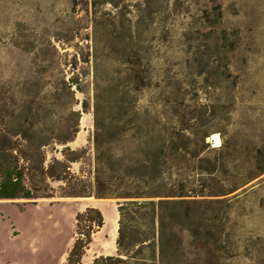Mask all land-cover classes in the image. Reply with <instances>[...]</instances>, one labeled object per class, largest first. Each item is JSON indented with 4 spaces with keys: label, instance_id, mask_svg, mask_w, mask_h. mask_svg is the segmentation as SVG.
Wrapping results in <instances>:
<instances>
[{
    "label": "rangeland",
    "instance_id": "rangeland-1",
    "mask_svg": "<svg viewBox=\"0 0 264 264\" xmlns=\"http://www.w3.org/2000/svg\"><path fill=\"white\" fill-rule=\"evenodd\" d=\"M95 114L104 158L137 148L106 143L121 129L168 132L167 162L184 164L172 168L173 178L201 164L212 172L206 193L231 190L206 196L221 200L204 215L214 236L202 228L196 235L193 225L192 236L184 233L190 261L264 264V0H0V129L54 137L41 148L47 161L74 159L70 170L90 179ZM181 129L207 134L214 150L178 137ZM39 141L19 144L36 159ZM161 142L147 146L159 151ZM50 185L51 197L0 200V264H66L75 214L88 206L99 209L103 225L80 264L115 254L122 199L67 197L63 183ZM216 238L225 248L197 256L196 240Z\"/></svg>",
    "mask_w": 264,
    "mask_h": 264
},
{
    "label": "trees",
    "instance_id": "trees-1",
    "mask_svg": "<svg viewBox=\"0 0 264 264\" xmlns=\"http://www.w3.org/2000/svg\"><path fill=\"white\" fill-rule=\"evenodd\" d=\"M76 83L73 82V85ZM96 118L97 114L93 135L94 173L90 179L70 170L69 163L75 161L74 159L52 157L47 161L46 153L41 148L47 145L45 141L55 139L54 137L33 129L22 133L0 129V200L51 197L54 195V187L50 185L52 181L63 183L62 196L121 198L122 200L117 202L116 253L98 255L93 258L91 264H195L196 259L190 261L186 257L184 233L192 236L190 227L193 225L196 235L202 233L198 230L202 228L205 229L204 232L214 236L211 231L213 224L210 218H204V215L207 214L210 204L221 200H211L206 196L226 195L231 190H220L217 194L206 193L203 185L206 177H210L212 172L201 164L194 166L195 173L192 176L177 171L179 174L173 178L172 168L180 170L184 164L172 165L167 162L169 152L165 137L168 132H158L155 135L152 130L140 132L134 128L121 129L106 143L119 139L130 142L137 148L131 149L128 156L112 154L110 158H104L100 137L105 132L96 126ZM76 132L77 128L73 130V134ZM107 134L112 133L107 131ZM176 135L189 141L198 138L203 151L214 150L205 140L207 134L197 137L196 134L181 129ZM155 137L162 140L159 151L147 146L148 141ZM31 139L40 140L36 159L31 150L22 144ZM71 139L70 136L60 141L65 145ZM19 141L22 143L19 144ZM173 151H180L183 157L189 154L186 149L180 147L174 148ZM200 151L194 149L190 153L197 157ZM199 160L202 162L207 160V157L201 156ZM113 164L117 167L111 168ZM212 167H215V164ZM110 168L114 173L104 176L105 170ZM190 178L197 184L188 186ZM197 215L199 221L196 223L194 219ZM102 225L103 216L95 207L88 206L75 214L74 237L67 252L66 264H80L94 234ZM196 241L192 245L198 251L197 256L204 253L212 257L225 248L220 238H216L215 242L200 239ZM216 261L217 264H223L220 260ZM205 262L208 264L207 260Z\"/></svg>",
    "mask_w": 264,
    "mask_h": 264
},
{
    "label": "bare ground",
    "instance_id": "bare-ground-1",
    "mask_svg": "<svg viewBox=\"0 0 264 264\" xmlns=\"http://www.w3.org/2000/svg\"><path fill=\"white\" fill-rule=\"evenodd\" d=\"M211 139L214 141V146H218L219 145V137L216 133H213L211 135Z\"/></svg>",
    "mask_w": 264,
    "mask_h": 264
}]
</instances>
